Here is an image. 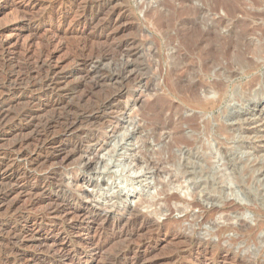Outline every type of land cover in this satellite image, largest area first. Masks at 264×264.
Segmentation results:
<instances>
[{"label":"rangeland","instance_id":"obj_1","mask_svg":"<svg viewBox=\"0 0 264 264\" xmlns=\"http://www.w3.org/2000/svg\"><path fill=\"white\" fill-rule=\"evenodd\" d=\"M195 11L196 17L208 18L209 27L220 21L216 28L219 40L222 39L220 43L232 31H247L242 43H250V48L240 47V50L245 60L249 58L246 61L249 66L232 64V53L203 57L205 47L215 43L211 36L201 40L196 37L197 47L192 49L182 45L184 37L190 36V25L183 27L182 21L190 23ZM167 18L175 22L165 30L159 29V22ZM108 22L109 27L101 28ZM261 33L264 35V0H0V100L4 97L11 101L4 108L10 120L7 118L8 123L0 129V164L10 163L3 152L21 137L29 139L24 146L28 149L37 143L41 135L34 133L36 129L31 124L36 117L51 114L45 106L49 101L62 99L64 103L57 111L65 114L66 107L71 105L84 119L73 133L63 134L55 126L46 141L59 137L61 143L59 140V144L50 143L29 158L17 160L18 175L12 176L7 167L0 170V189L8 192L0 203V264H26L19 258L15 261V257L41 256L44 249L56 250L54 255L58 259L37 264H105L127 244L129 251L120 264L139 257V264H264V37ZM121 41L135 42L140 54L132 60L140 73H144L142 79L122 83L121 87L115 82L96 88L83 84L79 71L80 48ZM255 46L263 47L258 58L252 54ZM174 55L180 58L175 71L171 70ZM26 61L32 67L27 76L33 74L27 79L29 82L39 81L46 72L58 79L57 96H40L30 85L23 84L12 96L3 76L8 74L15 81L24 74ZM118 63L107 69H117ZM204 64L208 66V76L200 71ZM222 67L226 72L232 71V76L225 80L230 91L226 90V99L219 104L207 105L206 109L200 106L208 103L204 99L218 98L213 91L204 93L200 89L199 100L200 96L204 98L197 102L186 101L181 91H172L181 69H190L188 79L207 85L222 79ZM23 77L26 79L25 74ZM115 92H121L122 98L106 109L105 98L116 95ZM163 101L169 110L158 116ZM98 107H101L99 111L95 110ZM26 112L31 114L29 119L22 116ZM191 122L195 123L193 128ZM182 138L191 145L183 141L177 144ZM75 149H80V153L67 159ZM170 157L174 161L169 162ZM161 160L165 161L164 166L160 165ZM119 162L123 165L118 170L114 164ZM184 165L189 166L193 175L186 177L182 185L172 183L171 175ZM157 168L160 175H156ZM201 170L204 174L199 173ZM117 178L127 184L124 189L118 186ZM215 178L225 180L226 184H218ZM173 194L181 201L165 203L163 196ZM63 195H70V205L61 204L62 211L51 213V207ZM83 211L106 217L109 224L105 222L101 227L89 218L81 219ZM129 214H137L140 220L150 221L152 225L138 230L137 234L122 236L125 231L122 222ZM116 222L120 228L112 227ZM79 227L86 231L80 232ZM220 229L224 232L218 233ZM6 231L15 232L14 239L7 240ZM114 232L117 235L113 239ZM184 234L186 238L178 236ZM103 237L107 238L106 242L102 249L96 250L92 244ZM198 239L211 242V246L196 248ZM7 243L17 254L9 253L5 248Z\"/></svg>","mask_w":264,"mask_h":264},{"label":"bare ground","instance_id":"obj_2","mask_svg":"<svg viewBox=\"0 0 264 264\" xmlns=\"http://www.w3.org/2000/svg\"><path fill=\"white\" fill-rule=\"evenodd\" d=\"M184 1H182L183 3ZM198 2V1H197ZM202 2V1H201ZM205 2V0H204ZM80 3V2H79ZM75 5V4H74ZM196 5V4H195ZM50 6V4H49ZM96 5H94L95 7ZM51 8V7H50ZM88 8V6H87ZM199 8V7H198ZM84 9V8H83ZM96 9V8H95ZM94 9V10H95ZM201 10V9H200ZM213 10V9H212ZM96 11V10H95ZM44 12V11H43ZM84 12V11H83ZM88 12V11H87ZM93 12V11H92ZM91 12V14H92ZM202 12V11H201ZM209 12V11H208ZM207 12V13H208ZM85 13V12H84ZM95 13V12H94ZM40 14V13H39ZM38 14V15H39ZM43 14V13H42ZM117 14V13H116ZM85 15V14H83ZM96 15V14H95ZM197 15V11H195V17L192 19V21L189 23V22H184L182 21V26L183 27H186L187 25L186 24H189L190 25V36H186L184 37V40H183V43L182 45H185L188 49H192L194 46L197 47V45L195 44V38L196 37H199V39L201 40V38H205L206 37H209L211 36V38H213L214 42H211L208 46V48L205 47V52L204 54H202L203 57H206L207 55H212V54H219L221 56H227L229 53H232L233 54V58H231V63L232 64H235L237 65L238 67L240 66H244L245 63L248 62L249 58H247L248 60H245L244 58V55H243V52L240 50V47H244L246 48V50H248L250 48V43H245L243 44L242 43V37L246 34L247 31L243 30V31H240V32H234L232 31L230 33V35L227 37V40L224 41V42H221V40H219V37H218V31L216 30L217 27L220 26V21H218L215 25H212V27H209L208 26V18L207 17H204V16H201V17H196ZM35 16V15H34ZM37 17V16H36ZM40 17V16H39ZM92 17V16H91ZM87 18V17H86ZM90 18V17H89ZM38 19V18H37ZM190 19V18H189ZM84 20V19H82ZM173 21L174 19L173 18H167V19H163L159 22L158 24V28L159 29H162V30H165L167 28H169L172 24H173ZM178 21V20H177ZM175 22V21H174ZM175 24V23H174ZM222 24V23H221ZM109 25V22L108 23H105V24H102L101 25V28H105ZM100 26V25H99ZM211 26V25H210ZM109 27V26H108ZM201 27H205L204 30H199ZM174 29V28H173ZM218 29V28H217ZM251 29V28H250ZM257 30V29H256ZM249 31V30H248ZM253 31V30H252ZM229 32V31H228ZM173 34V33H172ZM262 34V33H261ZM175 35V33H174ZM262 36L264 37V35L262 34ZM175 37V36H174ZM194 37V39H193ZM89 39V38H88ZM160 39V38H159ZM197 39V41L199 40ZM175 41V40H174ZM180 41V40H179ZM218 41V42H217ZM246 41V40H245ZM259 41V40H258ZM264 41V40H263ZM89 42V41H88ZM252 42V41H251ZM93 43V42H92ZM219 43V44H218ZM167 44V43H166ZM85 45V44H84ZM89 45V44H87ZM83 46L80 48L79 50V53L82 57V60H80V73H81V80L83 81V84H88L87 86H89V88H93V87H98L100 86L101 84H105V83H109V82H115L117 83L120 87L122 85V83H126V82H138L140 81V79H142V73H140V69L138 67L135 66V64H133V60L132 58L136 55H138L139 51L137 49V47H135V42H132V41H121V42H118V43H114V44H109V45H103V46H97L95 44L94 45H90V46ZM162 45V44H161ZM176 45V44H175ZM174 45V46H175ZM78 46V45H77ZM82 46V45H80ZM78 46V47H80ZM138 46V45H137ZM263 46V45H262ZM262 46H255V48L253 49L252 51V54L255 58H258L261 53L263 52V47ZM166 48V47H165ZM77 49V48H76ZM173 50V49H172ZM178 50V49H177ZM181 50V49H180ZM76 51V50H75ZM76 53V52H75ZM78 53V55H79ZM174 53V52H172ZM187 53V52H186ZM201 53V52H200ZM140 54V53H139ZM152 54V53H151ZM176 54H178L176 52ZM154 55V54H153ZM77 56V53L76 55ZM165 56V55H164ZM199 56V55H198ZM264 56V55H263ZM36 57V56H35ZM79 57V56H78ZM211 57V56H210ZM262 57V56H261ZM260 57V58H261ZM38 58V57H37ZM252 58V57H251ZM23 59V58H22ZM264 59V58H262ZM26 60V58L24 59V61ZM38 60V59H37ZM42 60V59H41ZM166 60V59H165ZM168 60V58H167ZM171 60V59H169ZM252 60V59H251ZM119 61V63H118ZM190 61V60H189ZM198 61V60H197ZM247 61V62H246ZM30 62V61H29ZM77 62V61H76ZM118 63L119 65H117V69H111L110 67V70H108L107 68H109V66H111L112 63ZM192 62V61H191ZM196 62V61H195ZM224 62V61H223ZM226 62V60H225ZM250 62V61H249ZM42 63V62H41ZM139 63V62H138ZM140 63H143V62H140ZM145 63V62H144ZM179 63H180V58L177 56V55H174L173 57V65L171 70L175 71L177 69V67H179ZM194 63V62H193ZM230 63V64H231ZM252 63H254L252 61ZM31 64V63H30ZM36 64V63H35ZM172 64V63H171ZM198 64V62H197ZM210 64V63H209ZM225 64V63H224ZM227 64H228V61H227ZM248 64V63H247ZM39 65V64H38ZM41 66H43L42 64H40ZM39 65V66H40ZM139 65V64H138ZM221 65V64H220ZM259 65V64H258ZM256 64V66H258ZM19 66V65H18ZM38 66V67H39ZM78 66V65H77ZM143 66V65H142ZM170 66V67H171ZM198 66V65H197ZM249 66V64H248ZM250 66H252V64L250 63ZM255 66V64H254ZM1 67V66H0ZM23 67V66H22ZM36 67V66H35ZM141 67V66H140ZM221 67V66H220ZM228 67V66H227ZM253 67V66H252ZM17 68H20V67H17ZM31 68L28 64V61L24 62V74L26 75V79H24V74L23 75H20V77L18 79H14L15 81H12V79H10L9 75L5 74L6 72H4V76H3V79L5 78L6 80V88L8 89V91L12 94V96L15 94L16 90H19L23 85H30L28 86L29 88H31L32 90L34 91H38L40 93V96H47L49 95V97L51 95H55L57 96V80L54 79L53 77H49L51 75V73L49 72H46L43 74L42 77H40L41 79L39 81H33V82H29L27 79L29 77H27L29 74H30V71H31ZM45 68V67H44ZM144 68V66H143ZM229 68V67H228ZM15 70V67L13 68ZM22 69V68H21ZM35 69V68H34ZM33 69V71H34ZM37 69V68H36ZM42 70H44L43 68H41ZM48 69V68H47ZM142 69V67H141ZM145 69V68H144ZM230 69V68H229ZM247 69V68H246ZM18 70V69H16ZM23 70V69H22ZM40 70V69H39ZM41 70V71H42ZM146 70V69H145ZM144 70V71H145ZM183 71H181L180 73L177 72V75L175 77V82L173 83V90H175L176 92L178 91H181L183 92V96L184 98L186 99V101H190V100H194V101H200L201 100V97L203 96H200V100H199V93H197L200 89L203 90L204 93H208L209 91H213L214 93H216L218 95V98L215 100V101H208L207 99H204L205 101L203 102H208L207 104H201L200 106L204 109H206V106L207 105H216V104H219L221 103V101L223 99H226L224 98L225 97V94H226V85H225V80H228L230 76H232V71L230 72H226L225 69H223V67L221 68L222 70V79H219L217 81H214V82H211L210 84H207V85H204L201 81H194V79H188V75H190V69L188 68H184V69H181ZM193 70V69H192ZM219 70V69H218ZM245 70V69H243ZM45 71V70H44ZM42 71V72H44ZM167 71V70H166ZM203 72V75L204 76H208L207 73H208V66L207 64L203 66L202 70H200ZM199 71V72H200ZM234 71V70H233ZM247 71V70H245ZM244 71V72H245ZM3 72V71H2ZM14 72V71H13ZM171 72V71H170ZM250 72V71H249ZM10 73V72H9ZM12 73V72H11ZM36 73V72H35ZM2 74V73H1ZM15 74V73H14ZM18 74V73H17ZM144 74V73H143ZM165 74V73H164ZM171 74V73H170ZM202 74V73H201ZM35 75V74H34ZM42 75V74H40ZM171 75L174 76V73H172ZM16 76V75H15ZM36 76V75H35ZM34 76V77H35ZM144 76V75H143ZM167 76V75H166ZM18 77V76H17ZM33 77V74L32 76ZM12 78V77H11ZM15 78V77H14ZM36 78V77H35ZM174 78V77H173ZM205 79V78H204ZM207 79V77H206ZM209 79V78H208ZM166 80V79H165ZM173 80V79H171ZM253 80V79H252ZM90 81V82H89ZM207 81V80H206ZM255 81V80H254ZM171 82V81H170ZM210 82V81H209ZM82 83V82H81ZM111 84V83H110ZM164 84V83H163ZM167 84V83H166ZM252 84V83H251ZM250 84V85H251ZM255 84V83H254ZM5 85V84H4ZM85 85V86H86ZM113 85V84H112ZM117 86V87H119ZM168 86V85H166ZM119 87V88H120ZM124 87V86H123ZM23 88V87H22ZM88 87H86L87 89ZM88 88V89H89ZM109 88V87H108ZM167 88V87H166ZM59 89V88H58ZM110 89V88H109ZM4 90V89H3ZM2 90V91H3ZM27 90V89H26ZM162 90V89H161ZM229 90V89H228ZM89 91H91L89 89ZM93 91V90H92ZM108 91V90H106ZM113 91V90H112ZM230 91V90H229ZM33 92V91H32ZM109 92V91H108ZM17 93V92H16ZM112 93V92H111ZM110 93V94H111ZM116 95L114 96H107L105 98V101H104V107H107L108 106H111V104L116 101L118 98L121 97V92H115ZM123 93V92H122ZM211 93V92H210ZM107 93L104 94V96L106 95ZM8 95V94H7ZM88 96V95H87ZM158 96V95H157ZM227 96V95H226ZM17 97V96H16ZM174 97V96H173ZM1 98V97H0ZM54 98V97H53ZM122 98V97H121ZM204 98V97H203ZM202 98V99H203ZM176 99V98H175ZM13 100V99H12ZM81 100V99H80ZM89 100V99H88ZM87 100V101H88ZM120 100V99H119ZM127 100V99H126ZM182 100V99H181ZM79 101V100H78ZM82 101V100H81ZM84 101V100H83ZM94 101V100H93ZM92 101V102H93ZM96 101V100H95ZM156 101V100H155ZM91 102V101H90ZM11 103L10 99L8 98H2L0 100V129H3L5 127V124L8 123L6 122V119L8 118V115H7V111L4 109L7 105H9ZM21 103V102H20ZM64 101L62 99H58V100H51L49 101V103H47V105H45L46 107H48V109L50 108L51 110V114L48 115V116H45V117H36V119L33 121V123L31 124V127L36 129V132H34L35 134L36 133H39L41 136H38L36 139H37V143L31 148V149H28L24 146L27 145L29 139L26 138V139H19L18 141L14 142L8 149H6L5 152H3V155L5 156V159L7 160V162H10V163H5V162H2L0 164V170L4 169L5 167L7 168H10V172L12 174V176H15V175H18V171H19V164L16 162L17 160L19 159H27L29 158L30 155L34 154L36 151H40L42 149H44L46 147V145L50 144H56L58 142V140L60 139L59 137H53L52 139H50L49 141H46V138L49 137L50 133H51V130L56 126L60 128L61 132L63 134H66V133H69L71 131H73L76 126H78L79 123H81L82 120H84L82 118V116L78 113H76V111H73V107L70 105V106H67L66 107V110L67 112L62 113L64 114L63 116H61L62 114L57 111L62 105H63ZM66 103V101H65ZM78 103V102H77ZM76 103V104H77ZM80 103V102H79ZM94 103V102H93ZM202 103V101H201ZM67 104V103H66ZM84 104V103H82ZM89 104V103H88ZM100 104V103H99ZM78 105V104H77ZM93 105V104H92ZM184 105V104H183ZM189 105V104H188ZM187 105V106H188ZM12 106V105H11ZM91 106V105H90ZM94 106V105H93ZM152 106V105H151ZM173 107V106H171ZM190 107V106H189ZM188 107V108H189ZM217 107V106H216ZM63 108V107H62ZM89 108V107H88ZM101 107H98L97 109L95 110H98L100 109ZM104 109V108H103ZM212 109V108H211ZM215 109V108H214ZM14 110V109H13ZM47 110V109H46ZM81 110V109H80ZM102 110V109H101ZM111 110V109H109ZM169 110V106L163 101L161 102L159 108H158V116H161V114L163 115L165 111H168ZM94 111V110H93ZM97 111V112H98ZM107 111V110H106ZM119 111V110H118ZM196 111V110H195ZM208 111V110H207ZM59 112V113H58ZM80 112V111H79ZM96 112V113H97ZM123 112V111H122ZM156 112V111H155ZM22 113V112H21ZM119 113V112H118ZM103 115V113H101ZM18 115V114H17ZM85 115V114H84ZM169 115V114H168ZM14 116V115H13ZM12 116V117H13ZM21 116V114H20ZM23 118H28L31 116L30 112H26V114L22 115ZM21 116V117H22ZM37 116V115H36ZM87 116V115H86ZM104 116V115H103ZM174 116V115H173ZM196 116V115H195ZM33 117V116H32ZM164 117V116H162ZM170 117V116H169ZM9 118H10V115H9ZM8 118V120H10ZM17 118V116H16ZM98 118V117H97ZM13 119V118H12ZM100 119V118H99ZM103 119V118H102ZM195 119V118H193ZM17 120V119H16ZM89 120V119H88ZM159 120V119H158ZM197 120V119H195ZM92 121V119H91ZM98 121V120H97ZM193 121V120H191ZM84 122V121H83ZM87 122V120H86ZM89 122V121H88ZM87 122V123H88ZM161 122V121H160ZM91 123V122H89ZM167 123V122H166ZM10 124V123H9ZM92 124V123H91ZM163 124V123H161ZM160 124V125H161ZM170 124V123H169ZM168 124V125H169ZM83 125V124H82ZM166 125V124H165ZM195 125L194 122H191V127L193 128V126ZM206 125V124H205ZM264 125V124H263ZM89 126V125H88ZM167 126V125H166ZM169 127V126H168ZM9 128V127H8ZM13 128V127H12ZM18 128V127H17ZM10 129V128H9ZM21 129V128H20ZM5 130V129H4ZM55 130V129H54ZM53 130V131H54ZM141 130V129H140ZM198 130V129H197ZM6 131V130H5ZM156 131V130H155ZM165 131V130H164ZM206 131V130H205ZM208 131V130H207ZM10 132V131H9ZM20 132V131H19ZM73 133V132H71ZM80 133V132H79ZM86 133V131L84 132ZM97 133V132H96ZM31 134V133H30ZM33 134V133H32ZM53 134V133H52ZM90 134V133H89ZM193 134V133H192ZM88 135V134H87ZM92 135V134H91ZM66 136V135H65ZM90 136V135H89ZM206 136V135H205ZM51 137V136H50ZM120 137V136H119ZM262 137V136H261ZM24 138V137H23ZM84 138V136H83ZM85 138H86V135H85ZM84 138V139H85ZM35 139V140H36ZM198 139V138H197ZM48 140V139H47ZM60 141V140H59ZM61 141H62V138H61ZM60 141V143H61ZM183 141L184 144H187V146H190L191 143L189 141H187L186 139L183 140L182 139H178L176 141V143H181ZM73 142V141H72ZM197 142V141H196ZM33 143V142H32ZM63 143V142H62ZM78 142L76 141L75 142V145L77 144ZM31 144V143H29ZM59 144V143H57ZM74 144V143H73ZM49 145V146H51ZM195 145V144H194ZM31 146V145H30ZM116 147V146H115ZM74 148L78 149L79 147H76L74 146ZM73 149V148H72ZM76 149L74 150V152L72 154H70L67 159H70V158H74V154H78L80 153V149L76 151ZM73 151V150H71ZM165 154V153H164ZM81 155V154H80ZM113 154H111L112 156ZM143 155V154H142ZM2 156V155H1ZM76 157V156H75ZM4 158V157H3ZM10 158H14L13 161L9 160ZM112 158V157H111ZM114 158V157H113ZM113 160V159H112ZM144 160V159H143ZM174 161V158L173 157H170L169 158V162H172ZM16 162V163H15ZM149 162V161H148ZM165 164V161L161 160L160 161V165H163ZM118 167V170L119 168L122 169V165L119 164H114ZM113 165V166H114ZM151 165V164H150ZM189 165V164H188ZM164 166V165H163ZM207 166V165H206ZM104 167V166H103ZM116 167V168H117ZM155 167V165H154ZM126 168V166H125ZM207 168V171H208V167ZM134 169V168H133ZM158 168L156 169V175H160V173L157 171ZM161 170H162V167H161ZM206 170V169H205ZM125 171V170H124ZM127 171V170H126ZM125 171V172H126ZM53 172V171H52ZM117 172H120V171H117ZM135 172V171H134ZM133 173V172H132ZM200 174L203 173V171H199ZM25 174V173H24ZM119 174V173H118ZM121 174V173H120ZM204 174V173H203ZM23 175V174H22ZM192 172L189 171V166L187 165H184L182 166V168L177 171L176 173L172 174L171 175V182L172 183H177L182 185L184 180L186 179V177H189V176H192ZM5 176V175H4ZM125 176V175H124ZM131 176V175H130ZM31 177V176H30ZM25 178V177H24ZM32 178V177H31ZM29 179V178H28ZM43 179V178H42ZM191 179V178H190ZM216 179V178H215ZM10 180V179H9ZM55 180V179H54ZM117 180H119V183L120 185H118L120 188H123L127 186V184L124 182V180H121L117 178ZM130 180V179H129ZM39 181V180H38ZM46 181V180H45ZM217 183L218 184H226L222 179H216ZM43 182V181H42ZM52 182V181H51ZM131 182V181H130ZM3 183V182H2ZM49 183V182H48ZM44 184V182H43ZM55 185V184H54ZM41 186V185H40ZM45 186L48 187L47 184H45ZM197 186H200L197 184ZM130 187V186H129ZM132 187V186H131ZM163 187H166V185H164ZM53 188V187H52ZM55 188V187H54ZM162 188V187H160ZM2 189V188H1ZM0 189V203H2L4 197L8 194V192L6 191H3ZM49 190V189H48ZM122 190V189H121ZM43 191V190H42ZM167 192V191H166ZM65 193V192H64ZM61 194V192H60ZM59 195V194H58ZM70 196V195H69ZM69 196H61V199L59 200V202H55L54 205L51 207L50 210L51 213L53 212V214H57L59 213L61 210L62 207L61 204H66L68 205V201H69ZM58 197V196H57ZM164 197V202L167 203V202H170L171 200H175V201H181L178 197H176V195L174 196L171 195H166V196H163ZM56 199V198H55ZM54 201V200H53ZM163 201V200H162ZM173 202V201H172ZM185 202V201H184ZM53 203V202H52ZM122 203V202H121ZM117 204V203H116ZM164 204V203H163ZM196 204V203H195ZM70 205V204H69ZM118 205V204H117ZM190 206V204H188ZM194 206V204H192ZM226 205V203H225ZM50 206V205H49ZM116 206V205H115ZM188 206V207H189ZM120 207V206H119ZM232 208V207H231ZM237 208V207H236ZM242 208V207H240ZM243 208H246V207H243ZM69 209V208H68ZM238 209V208H237ZM70 210V209H69ZM239 210V209H238ZM242 210V209H241ZM254 210V209H253ZM252 210V211H253ZM256 211V210H255ZM49 212V211H48ZM69 212V211H68ZM237 212V211H236ZM65 213V212H64ZM71 213V212H70ZM69 213V214H70ZM52 214V215H53ZM74 214V213H73ZM72 214V215H73ZM207 214V213H205ZM59 215V214H58ZM56 215V216H58ZM130 215V216H129ZM128 218L124 219L122 222V227H124L125 231H123L122 233V236H128L132 233H135L137 234L138 230H141L142 228L144 227H150L152 225V223L150 221H146V220H140V216H137L136 215H132V214H129ZM202 215V214H201ZM203 216V215H202ZM44 217V215H43ZM102 217V216H101ZM99 216V214H96V213H93V212H90V211H83L82 214H81V219L83 218H89V220L91 219L94 223H98V225H100L101 227H103L105 224V222H108L107 221V218L106 217H102L101 218ZM115 217V215H114ZM127 217V216H126ZM12 218V217H11ZM17 218V217H16ZM22 218V217H21ZM61 218V217H60ZM146 218V217H145ZM261 218V217H260ZM19 219V218H17ZM42 219V218H41ZM5 220V219H4ZM20 220V219H19ZM24 220V219H23ZM43 220V219H42ZM118 220V219H117ZM2 221V220H1ZM26 221V220H25ZM64 221V220H63ZM14 222V221H13ZM19 222V221H18ZM3 223V222H2ZM7 223V222H6ZM64 223V222H63ZM113 223V222H112ZM154 223V222H153ZM240 223V222H239ZM11 224V223H10ZM14 224V223H13ZM62 224V223H61ZM104 224V225H103ZM109 224V222H108ZM119 223L116 222V225L115 224H112V227H116V228H120V226L118 225ZM55 225V224H54ZM59 225V224H58ZM259 225V224H258ZM257 225V226H258ZM262 225V223H261ZM1 226V225H0ZM97 226V225H96ZM119 226V227H118ZM155 226V225H154ZM157 226V225H156ZM240 226V225H239ZM2 227V226H1ZM5 227V226H4ZM54 227V226H53ZM65 227V226H64ZM98 227V226H97ZM111 227V228H112ZM158 228H160V225L157 226ZM260 227V226H259ZM59 228V227H58ZM99 228V227H98ZM97 228V229H98ZM157 228V230H158ZM258 228V227H257ZM163 229V228H162ZM15 230V229H14ZM59 230V229H58ZM64 230V229H63ZM95 230V229H94ZM101 230H103L101 228ZM122 230V229H121ZM5 231V230H4ZM79 231L80 232H84L86 231L85 228H81L79 227ZM99 231V230H98ZM112 231V230H111ZM110 231V232H111ZM223 231V229H220L218 233H221ZM96 232V231H95ZM103 232V231H102ZM122 232V231H121ZM155 232V231H154ZM224 232V231H223ZM15 233V232H14ZM12 231H6V238L7 240L9 239L11 241V239L13 237H15V234H14ZM106 233V232H105ZM109 233V232H108ZM115 233V232H114ZM252 233V231H251ZM111 234V233H110ZM116 233L115 235L113 234V236L111 235V237L116 238ZM120 235V234H119ZM186 234H184L183 236H185ZM222 235V234H221ZM4 236V237H5ZM102 236H104L102 234ZM107 236V235H105ZM109 236V235H108ZM176 236V235H175ZM180 236L181 238H186L181 236V235H178ZM2 237V236H1ZM97 237V236H96ZM101 237V236H100ZM109 237V238H111ZM244 237V236H243ZM106 238V237H105ZM104 237L102 238V240L98 241L97 240V243H93L92 245H94V247H96L95 249L96 250H99L102 245L106 242L107 238L105 239ZM119 238V237H118ZM123 238V237H122ZM129 238H131L129 236ZM5 239V238H3ZM14 239V238H13ZM100 239V238H99ZM1 240V239H0ZM120 241L121 239H117V241ZM184 240V239H182ZM190 240V239H189ZM195 240V239H194ZM14 241V240H12ZM188 241V240H187ZM4 242V241H3ZM8 242V241H7ZM96 242V240H95ZM109 242V241H108ZM190 242V241H189ZM12 244L15 245L14 242H11ZM128 243V242H127ZM211 243V242H210ZM209 242H203L201 240L198 239V241L195 243L196 244V248H202V247H210ZM3 244V243H2ZM9 243L6 244V249L9 251V253L11 254H15L16 252L14 251V248L13 246L10 247L11 245H8ZM45 244V243H44ZM123 244V243H121ZM126 244V243H125ZM1 245V244H0ZM19 245V244H18ZM130 245V244H129ZM129 245L127 244V246H124L121 245V246H124L121 250L117 251L112 257L108 258V261H106L105 264H120V262L122 261V263L124 262L123 260H125V256H126V253L129 251ZM189 248V247H188ZM191 248V247H190ZM189 248V249H190ZM195 248V247H194ZM203 248V249H204ZM102 249V248H101ZM193 249V248H192ZM4 250V249H3ZM54 249L52 250H49V249H44L41 253L42 255L41 256H35V257H31V258H27V257H15V261H16V258H19L20 261H26L25 263L26 264H37V262H44V261H49V260H53V259H56L55 257V251H53ZM93 250V249H92ZM191 250V249H190ZM1 251V249H0ZM7 251V252H8ZM103 251V250H102ZM15 252V253H14ZM101 252V251H100ZM99 252V253H100ZM113 252V251H112ZM200 252V251H199ZM19 253V252H18ZM57 253V252H56ZM8 254V253H7ZM17 254V253H16ZM7 257V256H6ZM29 257V256H28ZM12 258V256H11ZM22 258V259H21ZM140 258V257H139ZM139 258H136V259H133V260H130V261H127L125 264H139L140 262V259ZM58 259V258H57ZM56 259V260H57ZM128 259V258H127ZM18 260V261H19ZM9 261V260H8ZM12 261V259H11ZM14 261V262H15ZM130 262V263H129ZM23 264V262H21ZM2 264H6L5 262H3ZM9 264V263H8ZM86 264V263H85Z\"/></svg>","mask_w":264,"mask_h":264}]
</instances>
